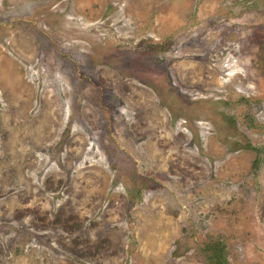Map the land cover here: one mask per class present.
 <instances>
[{
	"label": "rangeland",
	"instance_id": "1",
	"mask_svg": "<svg viewBox=\"0 0 264 264\" xmlns=\"http://www.w3.org/2000/svg\"><path fill=\"white\" fill-rule=\"evenodd\" d=\"M264 264V0H0V264Z\"/></svg>",
	"mask_w": 264,
	"mask_h": 264
},
{
	"label": "trees",
	"instance_id": "2",
	"mask_svg": "<svg viewBox=\"0 0 264 264\" xmlns=\"http://www.w3.org/2000/svg\"><path fill=\"white\" fill-rule=\"evenodd\" d=\"M205 251L211 264H228L226 247L222 244H210Z\"/></svg>",
	"mask_w": 264,
	"mask_h": 264
}]
</instances>
